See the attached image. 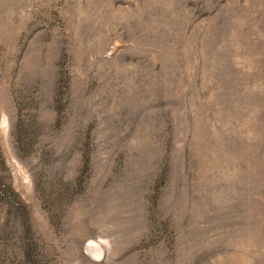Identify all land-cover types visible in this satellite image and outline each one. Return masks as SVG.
<instances>
[{
	"label": "rangeland",
	"instance_id": "1",
	"mask_svg": "<svg viewBox=\"0 0 264 264\" xmlns=\"http://www.w3.org/2000/svg\"><path fill=\"white\" fill-rule=\"evenodd\" d=\"M0 264H264V0H0Z\"/></svg>",
	"mask_w": 264,
	"mask_h": 264
}]
</instances>
